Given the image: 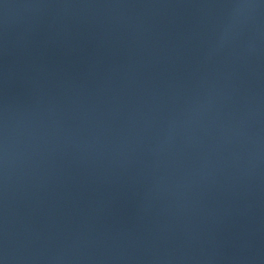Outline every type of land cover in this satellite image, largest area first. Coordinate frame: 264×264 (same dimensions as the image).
<instances>
[{
  "label": "water",
  "instance_id": "1",
  "mask_svg": "<svg viewBox=\"0 0 264 264\" xmlns=\"http://www.w3.org/2000/svg\"><path fill=\"white\" fill-rule=\"evenodd\" d=\"M0 264H264V0H0Z\"/></svg>",
  "mask_w": 264,
  "mask_h": 264
}]
</instances>
